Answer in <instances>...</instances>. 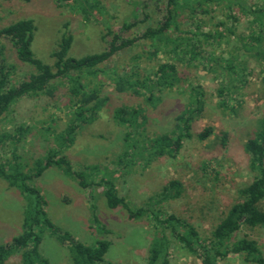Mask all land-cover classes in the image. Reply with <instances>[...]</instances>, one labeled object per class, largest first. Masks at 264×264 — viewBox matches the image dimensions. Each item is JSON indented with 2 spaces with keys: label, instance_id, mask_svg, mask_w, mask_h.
Here are the masks:
<instances>
[{
  "label": "rangeland",
  "instance_id": "obj_1",
  "mask_svg": "<svg viewBox=\"0 0 264 264\" xmlns=\"http://www.w3.org/2000/svg\"><path fill=\"white\" fill-rule=\"evenodd\" d=\"M75 0H0V28L21 18H33L36 25L32 50L46 63H53L52 51L60 40L63 24L69 22L73 42L69 54L80 57L100 51L106 46L103 35L107 25L117 31L123 30L124 22L138 21L130 30H123L126 36L141 32L148 25H155L164 18L167 0H97L98 8H90V19L85 20L79 12V2ZM91 5L95 0H89ZM264 0H248V3ZM213 5V4H212ZM209 4V9L212 7ZM186 7L180 19L181 27L191 26L189 9ZM196 19L204 17L205 29L221 16L223 6L212 14L200 15L196 8ZM221 19V18H220ZM189 25V26H188ZM238 32L247 31V19L243 16ZM173 37L179 31L171 32ZM198 37H194L197 42ZM240 40L232 39L229 46L222 44L217 50L228 59L232 51L239 53L245 61V70H240L233 81L236 86L223 97L227 105H221L218 88L221 81H228L227 75L203 67L201 61L189 64L186 58L177 61L179 81L170 88L156 87L150 91L142 89L140 95L130 90L118 92L112 80V70L122 71L134 67L141 78L152 77L160 61L171 60L174 53L165 52L173 47L171 43L161 42L156 54L150 40L140 39L132 47L117 52L104 62V71L96 76L89 75L90 86H101V94L108 99L98 111L96 119L78 128L74 143L64 150L76 169L87 165H96L95 179L110 174L116 178L118 191L134 208L153 204L155 209L165 213H175L191 223L202 236L211 234L214 226L224 216L230 205L238 200V189L250 181L255 172L250 168L249 153L245 150V141L254 135L259 119L264 116V72L263 64L239 48ZM0 45H4V56L15 68L10 80L16 84L35 67L19 60L12 43L0 36ZM212 47H206L207 54ZM225 61L223 62V64ZM236 70H239L237 66ZM240 76V77H239ZM230 78V77H229ZM239 79V80H237ZM240 79H244V82ZM54 96L39 95L23 97L14 103L3 115L0 131L15 134V128L26 124L31 130L17 145V153L28 169L35 157L44 155L54 145V133L62 130L71 115L68 84L56 80ZM201 85L204 91V108L192 122L191 135L185 137L183 146L175 157L165 155L151 162L136 155L134 165L124 172L115 159L123 149V134L126 128L118 124L114 109L122 104L140 107L142 116L141 137H154L175 127V116L187 105L189 88ZM212 126L213 132L206 139H198L197 133L206 126ZM229 133L226 145L222 144V135ZM140 137V138H141ZM143 149V145L141 146ZM10 141L0 144V160L11 157ZM171 179L181 183L177 197L161 198L160 193ZM34 184L41 190L47 201L46 211L52 221L62 231L69 232L74 238L87 244L97 239L110 241L104 255L105 262L113 264H146L149 248L160 229L155 226L153 217L146 213L138 218H129L127 210L120 206L110 208L103 194V187L83 188L76 180L64 175L56 166L47 168L35 179ZM151 199V200H150ZM264 209V199L261 201ZM24 199L20 191L10 186L0 177V243L8 242L22 229ZM93 212L98 222L93 220ZM103 226L104 228H101ZM246 236L257 240L264 255V229L259 226H243L234 234L233 239ZM41 254L50 264H73L69 249L47 229L42 232ZM169 264H202L199 258L191 255L177 242L169 248ZM3 264H20V254L14 253ZM218 264H256L246 262L239 254L231 253L219 260Z\"/></svg>",
  "mask_w": 264,
  "mask_h": 264
},
{
  "label": "trees",
  "instance_id": "obj_2",
  "mask_svg": "<svg viewBox=\"0 0 264 264\" xmlns=\"http://www.w3.org/2000/svg\"><path fill=\"white\" fill-rule=\"evenodd\" d=\"M247 1L167 0L164 18L155 25H148L141 32L130 36H126L123 30H130L138 21L124 22L122 31L107 25L103 35L106 46L100 51L80 57L69 54L73 34L69 22H65L57 47L51 53L53 63L44 62L32 50L31 45L36 30L33 18H21L0 28V36L12 43L19 60L35 67V71L27 77L16 84L12 83L10 74L15 66L6 61L4 45H0V123L5 118L3 115L23 97H37L43 94L53 97L57 89L54 84L56 80L64 79L68 84L67 106L71 108L68 123L62 130L54 133L55 144L50 146L44 155L35 157L28 169L17 153V145L25 138L31 127L20 124L15 128V134L0 131V144L8 141L12 144L11 157L0 160V177L10 186L16 187L24 199L22 229L8 242L0 243V264L17 252L20 254V264H50L40 251L42 232L45 229L68 247L73 264H113L104 261V255L110 246L109 240L100 238L94 244H87L74 238L69 232L62 231L48 216L47 201L34 181L51 166L59 168L64 175L76 180L83 188L92 189L96 185L102 186L107 205L110 208L124 207L129 218H138L146 213L153 217L160 233L151 243L146 264H169L168 251L173 241L199 258L202 264H218L219 260L231 253L241 255L246 262L264 264V255L257 240L246 236L233 239L234 234L245 225L264 229V209L261 207V201L264 199V116L259 119L254 135L245 141V150L250 157L249 165L255 175L238 189V200L230 205L208 236H202L190 221L175 213H165L161 209H155L149 202L136 208L132 207L119 193L114 176L110 174L96 180L94 177L98 170L96 165L76 169L68 156L63 153L74 143L78 128L96 119L98 111L108 99L106 95L101 94V86H90V80L85 78L104 71L101 68L104 62L110 60L117 52L132 47L140 39L150 40L154 47L150 52L151 55L157 53L161 42L173 44L170 50L165 51L174 53V56H171L172 61H160L152 77L147 75L141 78L139 71L134 67L122 71L112 70V80L118 92L130 90L140 95L142 89L152 91L155 87L159 90L162 87H173L179 81L177 61L184 60L187 55L186 60L189 64L198 60L209 70H215L214 65H216L221 69L220 74L228 76L229 80L224 81L223 78L222 85L218 88L220 104L226 106L227 101L223 96L236 86L233 81L237 75H240V70L246 69V64L239 53L234 54L232 51L228 52L230 57L225 59L222 52L217 51L222 44L229 46L232 39L240 40L239 48L256 57V60L263 64L264 72V1L253 4ZM79 2L78 9L85 20L90 19L92 6L99 7L97 0L92 5L89 0ZM209 4H213L210 9ZM188 6L189 18L192 20L191 26H195L194 30L181 27L182 12ZM221 6L224 9L221 13L223 17L207 29L205 27L208 22L204 21V17L196 19V8H199L201 16H205L212 14ZM243 16L247 19V31L239 33L237 25L241 23ZM174 30L186 35L178 34L173 37L171 32ZM194 37H198L197 42H194ZM206 47L212 48L204 55ZM237 66L239 70H236ZM240 80L244 82V79ZM189 90L187 105L175 116V127L154 137H141L142 132L139 128L142 123L139 117L143 116L140 107L122 104L114 109L115 121L126 128L123 134V149L115 159V163L120 165V170L124 172L134 165L136 155L145 158L148 163L165 155L175 157L179 153L185 137L191 135L192 122L204 108V91L201 85L192 86ZM213 130L210 125L204 127L197 133L198 139H206ZM228 136L229 133L225 131L222 135L223 145H226ZM142 145L143 149L140 151ZM180 187L179 181L171 179L164 185L160 197H177L180 194ZM93 220L99 221L94 212Z\"/></svg>",
  "mask_w": 264,
  "mask_h": 264
}]
</instances>
